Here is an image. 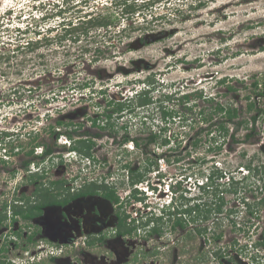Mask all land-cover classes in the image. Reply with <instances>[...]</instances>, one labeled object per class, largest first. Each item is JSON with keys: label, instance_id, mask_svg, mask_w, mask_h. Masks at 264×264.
<instances>
[{"label": "rangeland", "instance_id": "374dc122", "mask_svg": "<svg viewBox=\"0 0 264 264\" xmlns=\"http://www.w3.org/2000/svg\"><path fill=\"white\" fill-rule=\"evenodd\" d=\"M126 1L141 7L134 12L122 11L123 0H0V158L4 148L16 141L17 145L33 148L39 141L51 144L54 130L69 131L74 136L72 142L78 137L95 141L94 162L85 171L78 169L79 183L93 178L112 182L122 196L132 186L127 179L130 169L125 165L145 169L154 160L148 178L156 190L146 199L149 207L144 211L157 215L177 195L176 202L181 203L180 193L188 198L199 197L204 193L200 184L207 183L209 174L220 169L225 177L215 180L223 183L221 188L228 187V176L239 181V194L225 193L228 203L224 209L234 208L236 212L224 211L207 221L188 224L191 237L189 232L168 234L170 230L166 229L161 239L164 242L158 248L160 264H171L174 257L175 264H264L263 245H254V241L264 240V203L257 215L246 214L242 200L245 197L256 202L264 197V190L258 188L259 176L249 173L245 166L253 157V164H264V152L258 145L264 142V95L258 96L259 91H264V0ZM90 17H105L109 24L83 25L82 21ZM72 26L76 30L67 31ZM221 79L226 82L221 83ZM255 81L259 82L258 88ZM145 88L151 89L153 103L134 106L139 97L129 102L137 90ZM183 94L190 95L193 105L186 111L188 121L182 122L178 114L175 121L166 123L163 107L185 110L182 100H170L167 95ZM205 96L214 99L209 101ZM112 99H127L124 106L134 108L114 113L108 119L115 123L113 127L94 125V118H98L97 123H107L105 116L117 107L108 103ZM252 101L255 106L249 109ZM218 103L240 110V115L228 124L226 140L213 126L210 133L201 132L198 147L189 145V137L210 125L202 121L200 108L215 114ZM57 119L63 124L58 125ZM241 120L247 122L237 129ZM164 125L168 130L162 137L169 138L170 132L174 133L171 143L149 144L147 153L141 150L147 137ZM251 127L261 141L257 137L245 139ZM98 132L101 136L96 135ZM9 133L19 134L8 138ZM233 133L239 142L231 141ZM127 135L139 139L141 146L138 148L132 141L123 145L121 138ZM217 141H223L222 148L209 150L217 146ZM53 145L63 150V162L67 164L68 144L57 141ZM31 161L36 170L39 160ZM77 165L75 170L80 166ZM8 166L11 167L0 162L1 185L3 178L9 180ZM157 169L164 175L163 188L158 187ZM24 172L20 171L18 177ZM172 179L180 183L175 186L178 193L173 190L171 195L164 189ZM215 188L216 184L210 190V202ZM26 195L30 197L31 192ZM135 205L142 209L144 203ZM175 205L171 204L170 209ZM3 208L9 212V203H4ZM127 210L137 215L133 206L128 205ZM146 218L149 217L139 220ZM204 226L212 229L207 236L210 241L194 232L196 227ZM215 229L223 234L218 241L212 240ZM218 245L222 256L214 258L211 252ZM250 254L254 255L251 260Z\"/></svg>", "mask_w": 264, "mask_h": 264}, {"label": "flooded vegetation", "instance_id": "af4514ba", "mask_svg": "<svg viewBox=\"0 0 264 264\" xmlns=\"http://www.w3.org/2000/svg\"><path fill=\"white\" fill-rule=\"evenodd\" d=\"M137 92L138 90L134 94L135 96L133 95L131 99H128L129 102L138 96ZM182 96H170V100L177 99L181 101L184 98L183 104L185 110L182 112L175 111L174 107L173 109L170 107L162 108V118L166 123L169 124V122L175 121L178 114H180L179 119L183 118L182 122L188 121V113L186 111L192 110L193 105L190 103L191 98L187 100L186 95ZM199 97L204 96L202 94ZM126 100L117 101L123 104L124 102L126 103ZM154 101L155 99L152 103ZM108 103H110V100ZM133 108L129 104L124 106L126 112ZM204 108H200V114L202 121L207 124V120H205L206 114L203 112ZM165 111L169 112L166 116L164 115ZM122 112L124 113V111ZM13 123L15 124L16 122L14 121ZM56 123L60 125L63 124V121L57 119ZM205 126L201 127L196 132V135L189 137V145L193 144L194 147L199 146L201 132L207 131L205 130L207 126ZM161 127L168 128V125ZM167 130L163 131L164 134H166ZM16 134L19 133H9L8 138L14 137ZM61 134L68 136L67 131L63 133L62 129L54 130L53 142L51 144L39 141L33 148L17 145L16 141L9 146L11 161H7L6 155L0 158V162L11 165V167L8 166L10 176L8 178L10 181L5 178L2 179L4 184H0V192L5 193V189L12 186L8 199L13 204L11 213H8L3 206L0 207V214H2V220H0V264H18L13 261L16 257L21 258L20 264L38 263V261L28 262L24 258L23 253L35 247L40 241L53 243L58 246L62 245L63 250L60 255L45 257L39 260V262L45 261L52 264H160L158 248L161 242H164L161 239L165 237L166 229L170 230L168 234L179 231L180 233L189 232V237H191L190 232L192 229L187 228V226L189 227L192 224V220L191 215L187 212H185L184 216L185 226L176 225L175 217L170 219L169 215L167 217L159 216L152 213V211L145 213L144 210L149 207L146 199L153 196L155 192L152 191L156 190V187L149 185L151 181L148 178V174L151 172V169L146 171L147 166L145 169H142V167L138 166L130 167L129 164L125 165V169H133L137 173H146V178L138 182V185H130L131 189L125 196L120 195L116 190V194L120 199L118 201L114 200L109 198V196H105L106 191L102 189V185L105 184L114 187L112 182H106L105 180L99 182V180L93 178L92 181L88 182V180L84 179L82 183H79L80 177H77L78 175L74 168L76 162L72 160L67 161V164L64 163L63 150L53 145L58 141ZM255 135L257 134L255 133ZM17 137L18 135L14 138ZM171 137H174L173 132H170L169 135L170 143ZM80 138H75L73 145L77 144L76 141ZM121 139L122 144L126 145L125 136ZM236 139L238 140L237 142L240 141L239 138ZM257 139L261 141V137H257ZM257 139L255 138V140ZM196 140H199L198 145L194 143ZM232 142L236 141L232 140ZM150 144L156 145L157 143L152 142ZM258 145L264 152V142L261 141ZM37 146L44 147L42 155H37L35 152L31 153ZM140 146L137 145L138 148ZM144 146H142L141 150L148 151ZM49 149H51L50 152H47ZM73 149V147L71 149L68 147V152L73 151ZM218 150L220 149L216 151ZM244 155H246V152ZM92 157L94 158L93 151ZM33 158L39 160L36 170L31 165ZM255 160L256 157H253L249 162L254 163ZM34 166H36V163H34ZM156 167L158 166L156 165ZM130 170L129 172H131ZM20 171L25 172L19 178L18 174ZM157 172L160 174V183L157 186L163 188V183L161 182L165 180L163 178L164 175L160 169H157ZM144 183L147 184L146 187L151 189L150 191L146 187H141ZM179 183V181L172 179L167 183L168 189H164V192L172 194L174 190L177 194L179 190H176L175 186L179 185ZM259 183H261V180ZM4 185L6 186L4 187ZM94 185L101 186L98 189H94ZM114 188L116 189L117 187ZM28 192H31L30 197L26 195ZM239 192L240 189L237 194ZM137 202L144 203L142 209L136 207L135 204ZM128 205L133 206L135 215L140 214V217L137 218V215L134 216L130 210H127ZM17 210H20V212H17ZM31 213L33 214L31 215ZM150 213L152 216H149ZM28 214L30 216H27ZM146 215L149 217L145 219L146 221L139 220L140 218L143 219ZM161 217L162 221L159 220ZM54 232L61 239H69L68 242L64 243L59 240L60 238L54 241L46 236L48 233L54 234ZM80 237L82 240H78ZM163 246L167 247L171 245L169 243L167 246L166 244H163ZM175 258H172L171 264H175Z\"/></svg>", "mask_w": 264, "mask_h": 264}, {"label": "trees", "instance_id": "16d2710c", "mask_svg": "<svg viewBox=\"0 0 264 264\" xmlns=\"http://www.w3.org/2000/svg\"><path fill=\"white\" fill-rule=\"evenodd\" d=\"M123 6H125L123 8L122 11H131L134 12L136 11L137 7L140 8L141 6L136 3V2H132V3H127L126 0H123ZM83 25L87 24L90 26H94V25H107L109 24V21H106L105 17H103L102 19H100V17H90L87 20L82 21ZM72 24V22L70 23ZM69 24V26H70ZM77 27H68L67 31L73 32L76 30ZM29 45V44H28ZM226 79H221L220 82L221 83H225ZM254 86L255 88H258L259 86V82L255 81L254 82ZM229 89H233L232 86H229ZM139 97V101H137V103L135 104V106L140 105H146L151 103L152 97L149 95L150 91L148 89H143L142 91H138L137 92ZM264 91H259L258 92V96H262ZM184 96L186 95V99L189 100L190 96L188 94H183ZM199 96H202V93L198 94ZM182 96V97H184ZM167 98L170 99V95H167ZM248 98H250V96H248ZM184 99V98H183ZM182 99V101L184 102V100ZM206 100L209 101H213L214 98H208L207 96H205ZM117 104V107H114V109L112 110L111 113H108L105 117V119L107 120V123H97L98 118H94L93 124L94 125H98L100 128H107V127H113L114 126V122L113 120L108 121L109 118L112 117V115L114 113H118L120 114V112H122L124 110V105L118 101H114V100H110V104ZM255 106V102L252 101L249 103V109H253ZM204 114H206L205 116V120L210 122V125L207 126L205 128V130H207V133H210V131L212 130L213 126H215L216 130L219 131L220 135L223 137V141L226 140V138L229 135L230 132V128L228 127L229 123L234 122V119L237 118L240 115V110L237 107H233L231 105H225L224 103H218L217 106L215 107L214 113H207L206 111V107L203 109ZM169 112L165 111L164 115L166 116ZM217 114H219L220 118H217ZM177 114V112H176ZM209 114V115H208ZM216 115V117H215ZM216 119V120H215ZM257 120V115L253 117V123H255V121ZM247 121L246 120H241L237 122V129L239 128V125L241 124H245ZM61 123V122H59ZM236 124V123H235ZM168 128L167 127H161L159 129L158 133H152L151 136L147 139V142L144 146V148L146 149L148 144L152 143V142H156L158 145H167L168 143H170V139L166 136V137H162L164 136V132L166 131ZM255 131L256 129L254 127L250 128V131L247 132V134L245 135V139L249 140L253 137H255ZM88 131H86L87 133ZM67 134L70 138H73V133L67 131ZM96 135L101 136V134L98 132L96 133ZM231 138L233 141H238L233 134H231ZM132 140V142L137 146H140L141 144L139 143L137 138L134 139H130V136H125V141H130ZM231 140V141H232ZM223 141H220L221 143H223ZM220 142H216L217 146L214 147H210V150H217V149H221V143ZM77 144H75L73 146L74 149H77L78 151H80L81 153L85 154L86 156H92V148L95 144V141L91 140V139H85V138H80L77 139L76 141ZM196 145H198L199 140H196L194 142ZM51 149L47 150V152H50ZM34 152L33 150L31 151V153ZM146 153L148 151H145ZM157 160V159H156ZM156 162L153 160V163L148 164L146 167V171H149L150 169H152V166H154ZM158 165V164H157ZM246 168L249 170V173L254 174L255 176H259L261 183H259L260 185H258V188H262V191L264 190V164H253L251 161L249 163H247V165H245ZM131 172H129V184L130 185H134L140 181H142L143 179H145V175L146 173H137L135 172L133 169L130 170ZM215 177L217 179H221L223 177H225V174L223 173V171H221L220 169L218 170H214L212 171L209 176H208V183L204 186H202L201 188L204 190V193H202L199 197L194 198V199H190L188 197H185L183 193H180V198L183 199V201H180L181 203H175L176 205L174 206V208L172 207V210H168V211H164V215H169V218L172 219L173 217H175V224L176 225H182L185 226L186 222L184 221V216L185 212H187L189 215H191V220L192 222H196V221H207L209 219L212 218V216H214V214H223V212H227L228 214H231L233 212H236V209H224L225 204L228 203L225 193L226 192H230L231 194H237L238 190H239V181L235 180V176H230L231 177V182L228 185V187H224L221 188L220 186L222 185L221 183L216 182ZM216 182V183H215ZM263 182V184H262ZM216 184V188L217 191L216 193H214V197H212V201L210 202V199H208L210 197V190L212 189V186ZM101 185H94V189H98V187ZM224 186V185H222ZM221 188V190H220ZM102 189L105 190V196H109V198H112L114 200H119L120 198L117 196L116 194V189L114 187H110L109 185H102ZM203 198H207L205 201L203 200ZM199 200V201H197ZM243 203L245 204L246 210L248 214H254L256 212V210H260V206L264 203V197H262L260 200H257L256 202H250L248 200L245 199V197H242ZM193 203V204H192ZM185 206V207H184ZM258 206V207H256ZM255 208V209H254ZM16 210V209H15ZM255 211V212H254ZM17 212H20V210H17ZM33 213H31L32 215ZM163 215V216H164ZM27 216H30L29 214ZM0 220H2V214H0ZM160 221H162V217L159 218ZM217 220L220 221V217L217 218ZM159 221V222H160ZM217 224V223H216ZM212 231V229L208 226H204V227H196V229H194V232L197 233L198 235H201L202 237L206 238L208 236V232ZM264 236V234H263ZM223 234L222 233H217L216 229L213 232L212 235V240L213 241H218L219 239H222ZM207 240H211V237H207ZM258 245H263L264 246V240L261 241H257L255 243V246ZM213 254L214 258H217L219 256H222V248L219 247L216 250H213V252H211ZM228 256H230L231 260H234L235 257L231 256V253L227 254ZM250 258H253L254 255H249Z\"/></svg>", "mask_w": 264, "mask_h": 264}, {"label": "built area", "instance_id": "2783aa9c", "mask_svg": "<svg viewBox=\"0 0 264 264\" xmlns=\"http://www.w3.org/2000/svg\"><path fill=\"white\" fill-rule=\"evenodd\" d=\"M93 122V121H92ZM58 141H59V143L60 144H70V138L67 136V135H65V134H61L60 135V137H59V139H58ZM133 143V142H132ZM127 145V144H126ZM131 146V145H130ZM132 147V146H131ZM4 150H6V149H4ZM43 152H44V147L43 146H37L36 148H35V154H37V155H42L43 154ZM74 153V152H73ZM68 161H71V159L69 158L68 159ZM85 164H84V166H79V168H77V170H75L77 173H78V169H80V170H82V171H85V170H87V168L88 167H90V165H92V163L94 162V158H92V157H87L86 159H85ZM76 165V164H75ZM78 166V165H77ZM87 167V168H86ZM221 179H224V177L223 178H221ZM230 180H231V177L230 176H228L227 177V182L226 183H230ZM11 187H8V190L10 191L11 189H10ZM1 191V190H0ZM239 194V193H238ZM236 195V194H235ZM8 196V197H7ZM9 196H10V194H9V192H5V193H3V192H0V207L1 206H3V204L6 202V201H8V203H9V206H10V211L8 212V213H11L12 212V201L10 200V199H8L9 198ZM245 199H247V198H245ZM261 199V198H260ZM259 199V200H260ZM245 205V204H244ZM255 209V208H254ZM245 212H246V214H248L247 213V210H246V207H245ZM255 212V211H254ZM255 215H257L258 214V211L256 210V212L254 213ZM78 240H82L81 239V237L80 238H78ZM258 241V240H257ZM257 241H254V245H255V243L257 242ZM77 242V241H76ZM259 246H262V245H258V246H255V247H259ZM264 247V246H263ZM62 250H63V246L61 245V246H58V245H56V244H53V243H47V242H45V241H40L35 247H32V248H30L29 250H26V251H24V253H23V256H24V258L29 262H34V261H39V260H41L42 258H45V257H49V256H58V255H60L61 253H62ZM250 255H253V254H250ZM248 258H249V260H251V258L248 256ZM20 260H21V258H15V259H13V261L14 262H16V263H18V264H20Z\"/></svg>", "mask_w": 264, "mask_h": 264}, {"label": "clouds", "instance_id": "9594fccd", "mask_svg": "<svg viewBox=\"0 0 264 264\" xmlns=\"http://www.w3.org/2000/svg\"><path fill=\"white\" fill-rule=\"evenodd\" d=\"M145 89H148L149 91L151 90L150 88H145ZM71 140V139H70ZM130 141H132V140H130ZM126 144H128V141H127V143ZM134 144V143H133ZM64 145H67V144H64ZM74 145H73V142L71 141L70 142V144H68V147L71 149L72 147H73ZM2 147V145H0V148ZM4 149H6V148H4ZM33 151L35 152V149H33ZM74 152V153H73ZM7 153V154H6ZM7 156V157H9V148L8 149H6V150H4V156ZM3 156V157H4ZM72 156V157H71ZM67 157H69L70 159H71V161L72 160H74L75 162H76V164H79L81 167L82 166H84V164L86 163L85 162V159L87 158V157H92V156H86L85 154H83V153H81L80 151H78L77 149H73V151H70L69 152V155H67ZM93 158V157H92ZM7 159V161H9L8 160V158H6ZM78 165V166H79ZM92 165H90V167H91ZM128 172V171H127ZM78 174V173H77ZM130 175H129V172H128V175H127V179L128 180H130V177H129ZM77 177H80L79 175L77 176ZM76 177V178H77ZM207 183H208V180H207ZM207 183H202V184H200V186L202 187V186H204V185H206ZM130 185V184H129ZM135 185H138L137 183L135 184ZM10 187H12V186H10ZM147 189H149V191L151 190L150 188H148V187H146ZM11 189V188H10ZM202 189V188H201ZM5 191L6 192H9V194H11V192L8 190V188L7 189H5ZM152 192H155V190H153ZM172 195V194H171ZM176 196V195H175ZM179 196H180V194H179ZM8 197V196H7ZM173 198V197H172ZM177 198H178V195L176 196V200H170L169 201V203H167L166 204V206H163V211H168V210H171L170 208V206H171V204H175L176 203V201H177ZM193 198V197H192ZM194 199V198H193ZM6 203H8L7 201H6ZM12 204V203H11ZM12 206H13V204H12ZM173 208H174V206H173ZM8 212V211H7ZM161 214L159 215V216H163L164 215V212L162 213V212H160Z\"/></svg>", "mask_w": 264, "mask_h": 264}, {"label": "water", "instance_id": "95a60500", "mask_svg": "<svg viewBox=\"0 0 264 264\" xmlns=\"http://www.w3.org/2000/svg\"><path fill=\"white\" fill-rule=\"evenodd\" d=\"M46 236H48L49 239L54 240V241H57L60 238L59 240L63 241L64 243L68 242V240H69V239L67 240L66 238L61 239V237L57 236L55 232H54V234L48 233Z\"/></svg>", "mask_w": 264, "mask_h": 264}]
</instances>
